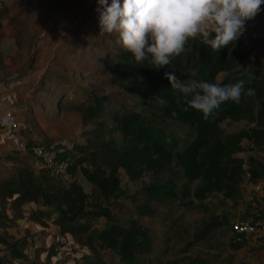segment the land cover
<instances>
[{
  "label": "trees",
  "instance_id": "1",
  "mask_svg": "<svg viewBox=\"0 0 264 264\" xmlns=\"http://www.w3.org/2000/svg\"><path fill=\"white\" fill-rule=\"evenodd\" d=\"M6 13L2 6L0 19ZM95 19L88 25L96 37L85 52L92 60L91 70L106 74L108 83L121 88L125 96L93 95L78 87H72L68 96L62 89L52 91L57 107L78 111L81 128L78 138L64 150L61 169L50 170L41 163L31 168L25 160L34 159L17 151L0 155L8 163L0 164V264L26 259L30 247L35 258L38 253L49 257L52 246L40 253L30 230V223L45 226V220L53 229L41 230L38 235L43 238L69 237L91 251L96 247L111 250L117 264H159L152 255L149 228L137 218L116 221L109 210L111 199L129 200L135 215L143 216L152 214L158 202L179 199L183 204L187 184L194 180L200 181L192 192L198 200L213 193L233 199L246 175L251 182L264 175V165L256 156L238 155L264 149V60L250 57L261 39L242 51L245 38L240 36L216 52L199 40L190 41V50L169 65L154 68L147 62L137 64L118 37L100 32ZM244 58L249 60L241 64ZM165 73H175L185 83L214 82L218 76L224 83L243 80L245 90L252 89L254 94L243 96L239 104L225 101L205 119L171 88ZM238 122L244 126L225 129ZM42 142L53 144L46 138ZM121 172L130 180L142 174H149L151 180L127 192L120 188ZM28 204L35 207L25 212ZM88 217H102L105 222L93 228ZM18 221L27 224L19 227ZM222 222L204 223L202 234ZM240 244L234 243L233 248ZM185 264L212 263L194 257Z\"/></svg>",
  "mask_w": 264,
  "mask_h": 264
},
{
  "label": "rangeland",
  "instance_id": "2",
  "mask_svg": "<svg viewBox=\"0 0 264 264\" xmlns=\"http://www.w3.org/2000/svg\"><path fill=\"white\" fill-rule=\"evenodd\" d=\"M2 6L6 7L7 13L0 19V86L19 84L20 79L23 82L27 74H31L27 78L30 80L25 82L30 90L28 96L17 100L24 101V111L15 114L23 112L22 116L30 122V130L25 131L23 138L39 142L49 139L55 154L63 158L64 150L78 138L81 129L79 114L76 109L57 107L52 91L62 89L68 96L72 87H78L93 95L125 96L121 88L108 83L106 74L92 72V60L88 61L85 54L90 41L96 37L88 23L96 17L94 24L99 25L97 0H0V8ZM256 25L259 26L255 33L264 36V23ZM113 34L118 37V34ZM249 40H244L242 51L249 48L252 42ZM263 48L258 54L251 52L250 57L263 58ZM248 60L244 58L241 64ZM45 65L46 70L42 69ZM243 126V122H238L225 126V129L228 131ZM238 155L242 158L256 156L264 165V150L240 152ZM0 164L8 163L0 159ZM25 164L30 166L26 160ZM150 180L149 174L130 180L121 172L120 188L133 192ZM199 184V180L187 184L189 193L184 197L183 204L179 199L164 204L158 202L153 205L152 214L135 215L129 200L121 197L110 200L109 210L120 223L128 218H137L149 228L153 237L152 255L159 260V264L171 261L173 264H185L194 257L212 264H264V235L258 231L237 238L230 230L233 222L244 218L264 220V175L257 182L249 181L246 175L239 194L233 199L213 193L198 200L192 192ZM40 209L46 210L45 207ZM24 210L28 212L30 208ZM221 219L225 222L202 234L204 223ZM88 221L93 228H97L104 224L105 219L88 217ZM44 222L45 226L30 223V230L34 233L33 245L40 253L41 249L52 246V254L45 258L44 253H38L35 258L30 247L25 252L26 259L12 260L11 264H117L111 250L96 247L95 251H91L69 237L59 240L41 237L38 235L41 230L49 232L53 229L48 220ZM25 224V221H18L19 227ZM236 242L241 244L233 248Z\"/></svg>",
  "mask_w": 264,
  "mask_h": 264
},
{
  "label": "clouds",
  "instance_id": "3",
  "mask_svg": "<svg viewBox=\"0 0 264 264\" xmlns=\"http://www.w3.org/2000/svg\"><path fill=\"white\" fill-rule=\"evenodd\" d=\"M97 4L100 32L118 34V43L137 64L160 68L190 50V41L199 40L215 52L234 43L264 0H97ZM165 76L185 104L205 119L225 101L239 104L243 96L254 94L245 90L243 80L224 83L218 76L214 82L185 83L175 73Z\"/></svg>",
  "mask_w": 264,
  "mask_h": 264
},
{
  "label": "built area",
  "instance_id": "4",
  "mask_svg": "<svg viewBox=\"0 0 264 264\" xmlns=\"http://www.w3.org/2000/svg\"><path fill=\"white\" fill-rule=\"evenodd\" d=\"M246 32H243L241 37H246ZM47 66L45 65V69ZM24 107L19 104H12L5 109L0 115V144L5 142L6 138H17L15 142V150L22 154L30 156L35 163H41L50 170L61 169L65 165V160L55 154V149L52 145L43 143L42 141H27L18 134V124L16 112L23 110ZM230 230L238 237L248 234H256L260 231L264 235V220L258 217L255 219L244 218L233 222L230 225ZM61 237L58 236L59 240Z\"/></svg>",
  "mask_w": 264,
  "mask_h": 264
},
{
  "label": "crops",
  "instance_id": "5",
  "mask_svg": "<svg viewBox=\"0 0 264 264\" xmlns=\"http://www.w3.org/2000/svg\"><path fill=\"white\" fill-rule=\"evenodd\" d=\"M260 12L255 16L254 19L248 20L245 23V31L246 37L245 39H250L249 41H254L255 39L258 40L261 39V45H259L256 49H254L252 52H255V54H258L260 52V48L264 47V36L261 34L255 33L258 30V26L256 24H263L264 23V4L261 6ZM262 32V31H261ZM258 36V37H257ZM264 49V48H263ZM259 57V56H258ZM261 60H264V57L261 58ZM31 76V74H29ZM28 74L25 77L24 81L20 79L19 84L12 83L9 85H3L0 86V115L3 113V111L7 108H9L12 104L17 105L19 103V106L22 105L24 108V101H17L19 99H25L28 96V93L30 90L28 89V85L25 82H28L30 80H27L28 77H30ZM18 102V103H17ZM24 111V110H23ZM24 113L17 114V124H18V134L20 136H24L26 130H30V122L28 119H26ZM17 138L10 137L6 138L5 142L3 144H0V155L7 154V153H13L15 152V142ZM264 150V149H263ZM259 159V158H258ZM31 168H35V162H32L30 160H27ZM29 207L30 209H33L35 207L34 204H28L25 206ZM20 261V260H17ZM13 264H18V262H13Z\"/></svg>",
  "mask_w": 264,
  "mask_h": 264
}]
</instances>
